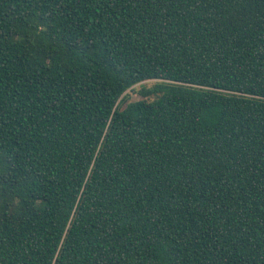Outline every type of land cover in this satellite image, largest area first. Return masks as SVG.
Here are the masks:
<instances>
[{
	"label": "trees",
	"instance_id": "obj_1",
	"mask_svg": "<svg viewBox=\"0 0 264 264\" xmlns=\"http://www.w3.org/2000/svg\"><path fill=\"white\" fill-rule=\"evenodd\" d=\"M0 264H264V0H0Z\"/></svg>",
	"mask_w": 264,
	"mask_h": 264
},
{
	"label": "rangeland",
	"instance_id": "obj_2",
	"mask_svg": "<svg viewBox=\"0 0 264 264\" xmlns=\"http://www.w3.org/2000/svg\"><path fill=\"white\" fill-rule=\"evenodd\" d=\"M155 80H148L143 82L142 84L136 85L133 90H128L126 94H128V99L127 102H134V101H139L143 99L138 92L140 91L141 87L143 86L144 88H150L154 85ZM125 106V105H124Z\"/></svg>",
	"mask_w": 264,
	"mask_h": 264
}]
</instances>
